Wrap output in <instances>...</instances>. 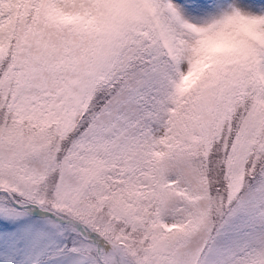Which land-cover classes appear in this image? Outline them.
I'll use <instances>...</instances> for the list:
<instances>
[{"label":"snow or ice","instance_id":"snow-or-ice-1","mask_svg":"<svg viewBox=\"0 0 264 264\" xmlns=\"http://www.w3.org/2000/svg\"><path fill=\"white\" fill-rule=\"evenodd\" d=\"M0 264H264V0H0Z\"/></svg>","mask_w":264,"mask_h":264}]
</instances>
